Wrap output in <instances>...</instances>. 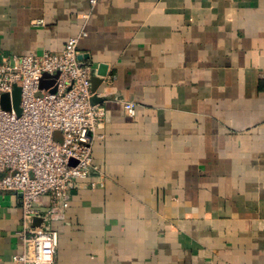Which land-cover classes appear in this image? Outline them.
Returning <instances> with one entry per match:
<instances>
[{"label":"crops","instance_id":"0c3cea01","mask_svg":"<svg viewBox=\"0 0 264 264\" xmlns=\"http://www.w3.org/2000/svg\"><path fill=\"white\" fill-rule=\"evenodd\" d=\"M78 36L99 173L52 216L54 264H264V0H0V60ZM21 224L0 195V264Z\"/></svg>","mask_w":264,"mask_h":264},{"label":"built area","instance_id":"2783aa9c","mask_svg":"<svg viewBox=\"0 0 264 264\" xmlns=\"http://www.w3.org/2000/svg\"><path fill=\"white\" fill-rule=\"evenodd\" d=\"M80 36L70 38L56 53L0 60V97L10 96V109L0 106V195L15 194L22 209L17 235L24 252L14 255L16 264H54L59 237L52 216L69 206L78 183L99 173L93 147L102 138L97 130L104 111L91 103L94 70L79 59ZM15 89L16 110L11 98ZM123 107L134 115V103ZM56 133L61 142L54 140ZM42 199H47L43 210L37 207ZM35 218L41 219L38 226H33Z\"/></svg>","mask_w":264,"mask_h":264},{"label":"water","instance_id":"95a60500","mask_svg":"<svg viewBox=\"0 0 264 264\" xmlns=\"http://www.w3.org/2000/svg\"><path fill=\"white\" fill-rule=\"evenodd\" d=\"M82 57H79V59H81ZM106 77V67L105 66H100L97 69V72L92 73L91 79H90V83H91V90L92 92L95 94L92 98H91V103L94 104H98L101 103L103 100H99L97 95H98V89L100 88L101 84L103 83V78ZM9 95L4 94L0 97V106L5 109V110H9L10 109V105H9ZM12 98V104L13 107L15 108V110L17 109V104L19 101V91L18 89H15L11 95ZM41 223V219L35 218L33 220V226H38Z\"/></svg>","mask_w":264,"mask_h":264},{"label":"rangeland","instance_id":"374dc122","mask_svg":"<svg viewBox=\"0 0 264 264\" xmlns=\"http://www.w3.org/2000/svg\"><path fill=\"white\" fill-rule=\"evenodd\" d=\"M54 140H55L56 142H61V140H62L61 135L56 133V134L54 135Z\"/></svg>","mask_w":264,"mask_h":264}]
</instances>
